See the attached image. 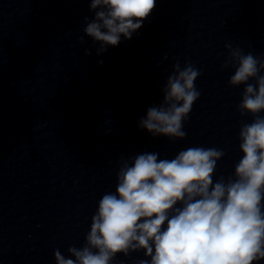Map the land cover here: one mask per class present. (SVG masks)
<instances>
[{"label": "water", "instance_id": "95a60500", "mask_svg": "<svg viewBox=\"0 0 264 264\" xmlns=\"http://www.w3.org/2000/svg\"><path fill=\"white\" fill-rule=\"evenodd\" d=\"M88 3L0 0V264H55L54 250L80 247L122 159L216 147L215 175L228 177L241 157L239 128L253 117L237 111L244 85L221 66L229 44L264 59V0H156L132 38L100 55L79 39ZM177 60L202 69L201 94L171 141L136 124ZM141 259L130 250L109 264Z\"/></svg>", "mask_w": 264, "mask_h": 264}, {"label": "clouds", "instance_id": "9594fccd", "mask_svg": "<svg viewBox=\"0 0 264 264\" xmlns=\"http://www.w3.org/2000/svg\"><path fill=\"white\" fill-rule=\"evenodd\" d=\"M155 2L89 0L93 16L83 17L80 43L86 36L97 55L118 46L138 32ZM226 47L231 51L221 67H233L228 84L244 85L237 111L253 117L239 128L241 157L232 174L215 175L224 156L216 147H190L170 159L156 151L122 159L115 189L97 201L83 244L69 246L67 256L54 250L55 264H109L130 250H143L139 264H264V59ZM201 72L189 60L175 61L161 102L145 109L138 130L183 139Z\"/></svg>", "mask_w": 264, "mask_h": 264}]
</instances>
